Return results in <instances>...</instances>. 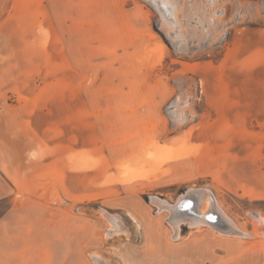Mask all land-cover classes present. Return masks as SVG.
Returning <instances> with one entry per match:
<instances>
[{
    "label": "rangeland",
    "instance_id": "374dc122",
    "mask_svg": "<svg viewBox=\"0 0 264 264\" xmlns=\"http://www.w3.org/2000/svg\"><path fill=\"white\" fill-rule=\"evenodd\" d=\"M0 264H264V0H0Z\"/></svg>",
    "mask_w": 264,
    "mask_h": 264
},
{
    "label": "bare ground",
    "instance_id": "6f19581e",
    "mask_svg": "<svg viewBox=\"0 0 264 264\" xmlns=\"http://www.w3.org/2000/svg\"><path fill=\"white\" fill-rule=\"evenodd\" d=\"M167 147V146H166ZM176 151V150H175ZM176 153V152H175ZM180 153V152H179ZM179 153H178V155H179ZM172 155V154H171ZM174 157V156H173ZM181 198V197H180ZM202 199V198H201ZM158 201H160V200H158ZM181 201V199L176 203V204H173V205H171V204H168V203H166V202H164V200H162V201H160L159 202V204H161L162 206H164V207H166V206H168V207H170V209H171V211H175V210H178V209H180V208H178V206L181 204V207L183 206V203H181L180 202ZM170 203V202H169ZM213 205H212V203H211V207H212ZM199 209V208H198ZM200 210V209H199ZM200 212V211H199ZM191 213H194L193 215L191 214ZM196 212H195V210L193 209V211L191 210V212H190V214H191V216H187V214L186 213H183V215H181L180 217H175V216H173L172 215V217H171V219H172V222H173V224H175V226H176V228L178 227V225H180V222H182L183 221V218L185 219V220H189V222L191 223V224H198V223H203V222H205L207 219L205 218L206 216H204V214L206 213V212H200L201 214H198V215H196L195 214ZM173 214V213H172ZM188 222V223H189Z\"/></svg>",
    "mask_w": 264,
    "mask_h": 264
},
{
    "label": "water",
    "instance_id": "95a60500",
    "mask_svg": "<svg viewBox=\"0 0 264 264\" xmlns=\"http://www.w3.org/2000/svg\"><path fill=\"white\" fill-rule=\"evenodd\" d=\"M191 214L193 215L194 213H191ZM195 214H196V215H198V213H197V212H196Z\"/></svg>",
    "mask_w": 264,
    "mask_h": 264
}]
</instances>
